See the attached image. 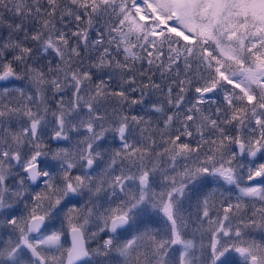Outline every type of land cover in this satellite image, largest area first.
Wrapping results in <instances>:
<instances>
[{"label":"snow or ice","instance_id":"6c2138e0","mask_svg":"<svg viewBox=\"0 0 264 264\" xmlns=\"http://www.w3.org/2000/svg\"><path fill=\"white\" fill-rule=\"evenodd\" d=\"M0 264H264V0H0Z\"/></svg>","mask_w":264,"mask_h":264}]
</instances>
